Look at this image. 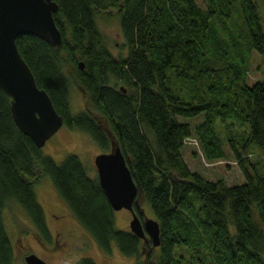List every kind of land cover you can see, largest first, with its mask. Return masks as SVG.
Segmentation results:
<instances>
[{
  "label": "trees",
  "instance_id": "obj_1",
  "mask_svg": "<svg viewBox=\"0 0 264 264\" xmlns=\"http://www.w3.org/2000/svg\"><path fill=\"white\" fill-rule=\"evenodd\" d=\"M53 1L59 46L21 35L14 41L16 49L62 125L88 135L103 153L111 142L118 146L137 201L143 200L158 225L159 245L151 248L147 240L145 263L181 264L177 248L191 251L194 264L207 259L211 264H263L264 175L245 155L252 146L264 157V81L245 83L248 53L233 32L234 19L242 17L247 49L264 52L254 4L206 0L201 10L194 0ZM111 8L119 16L125 58L109 54L95 22L97 12ZM110 79L128 91L111 85ZM69 82L81 87L86 109L100 116L108 134L90 112L69 113ZM177 83L186 90L176 89ZM201 114L204 120L195 128L178 120ZM214 117L246 129L238 139L228 140L241 184L208 181L182 160L183 140L193 134L207 160L224 157ZM40 176L47 177L67 212L103 253L113 243L122 256L138 262L142 239L114 227L113 211L96 176L89 177L73 154L59 163L42 155L14 126L9 100L0 91V264L12 263L1 217L10 202L23 211L37 238L50 242L32 186ZM133 209L142 221L137 202ZM73 264L95 263L80 258Z\"/></svg>",
  "mask_w": 264,
  "mask_h": 264
},
{
  "label": "rangeland",
  "instance_id": "obj_2",
  "mask_svg": "<svg viewBox=\"0 0 264 264\" xmlns=\"http://www.w3.org/2000/svg\"><path fill=\"white\" fill-rule=\"evenodd\" d=\"M256 9L258 23L262 35L264 37V2L262 0H250ZM195 5L201 10L205 9L206 0H194ZM97 28L103 38V43L113 58L127 57V47L119 30V16L115 9H108L106 12H97L95 15ZM233 29L238 36L240 49L248 53L245 75V83L252 84L255 81H264V52L258 53L252 49H247L243 37L245 27L243 19H234ZM231 56L230 52H228ZM237 54V53H236ZM227 59L230 60L228 56ZM226 58H222L225 60ZM70 65L66 66L65 71L70 72ZM110 84L115 87L122 86L128 91L124 84L117 83L110 79ZM175 88L186 90L187 86L181 87L175 85ZM83 97V91L78 85L69 82L68 84V110L71 115L79 112H90L97 119L99 125L107 132L106 125L100 116L93 111L87 110ZM87 110V111H86ZM180 122L189 123L192 128L201 124L204 120V114L195 118H178ZM213 120V129L218 137L220 147L224 157L213 160H207L199 147L198 140L193 134L188 141L182 144L180 155L191 172H196L208 181L223 179L228 186L241 184L242 176L238 170L237 164L231 156L228 140L238 137L246 132L244 126L237 125L233 120H227L226 124ZM142 133L150 141L148 132L142 129ZM196 144H195V143ZM112 144V146H111ZM110 143L108 151L113 147ZM42 155L49 156L55 163H59L62 159L73 154L89 177H95L96 171L93 165V158L103 151H100L85 133L76 129H69L64 125L44 143L40 148ZM245 157L250 162L258 163L259 172L264 175V157L254 147H248ZM35 198L40 205L46 227L50 234V242H41L28 218L13 202H10L4 208L1 214L6 235L12 246V263L25 264L23 262L24 255L33 254L41 259L45 264H73L80 258H89L95 264H134V259L122 256L113 243H110V252L103 253L92 241L87 233H85L67 212L65 206L60 200L58 194L52 187L50 181L45 176H40L32 185ZM137 205L141 208L143 218H151V211L141 198L138 199ZM114 227L119 230L128 231V223L131 215L125 209L112 212ZM142 254L139 256L136 264H146L144 256L148 251L149 242L147 237L141 240ZM151 250V249H149ZM154 252V250H151ZM176 257L181 255V264H194L191 260V251L184 249L175 250ZM263 264H264V255ZM203 264H211L207 259Z\"/></svg>",
  "mask_w": 264,
  "mask_h": 264
},
{
  "label": "water",
  "instance_id": "obj_3",
  "mask_svg": "<svg viewBox=\"0 0 264 264\" xmlns=\"http://www.w3.org/2000/svg\"><path fill=\"white\" fill-rule=\"evenodd\" d=\"M53 0H0V91L9 100L14 126L40 149L63 124L47 94L36 86L33 75L20 57L15 39L21 35L36 37L50 47L61 43V34L52 15L57 12ZM82 69V63H77ZM112 146V144H111ZM96 180L112 211L127 210L128 230L139 239L159 245L158 225L151 218L142 223L133 213L138 194L118 146L93 158ZM25 264H45L33 254L25 255Z\"/></svg>",
  "mask_w": 264,
  "mask_h": 264
},
{
  "label": "flooded vegetation",
  "instance_id": "obj_4",
  "mask_svg": "<svg viewBox=\"0 0 264 264\" xmlns=\"http://www.w3.org/2000/svg\"><path fill=\"white\" fill-rule=\"evenodd\" d=\"M133 213L136 214V212L134 211V209H133ZM138 213H139V212H138ZM142 220H143V218H142ZM140 222H142V221L140 220ZM50 239H51V238H50ZM24 256H25V255H24ZM23 258H24V257H23Z\"/></svg>",
  "mask_w": 264,
  "mask_h": 264
},
{
  "label": "built area",
  "instance_id": "obj_5",
  "mask_svg": "<svg viewBox=\"0 0 264 264\" xmlns=\"http://www.w3.org/2000/svg\"><path fill=\"white\" fill-rule=\"evenodd\" d=\"M185 141H188V139H184V140H183V143H184ZM194 143H195V142H194ZM195 144H196V143H195Z\"/></svg>",
  "mask_w": 264,
  "mask_h": 264
}]
</instances>
